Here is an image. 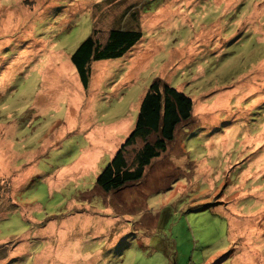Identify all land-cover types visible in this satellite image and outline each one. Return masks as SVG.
I'll list each match as a JSON object with an SVG mask.
<instances>
[{"label": "rangeland", "instance_id": "1", "mask_svg": "<svg viewBox=\"0 0 264 264\" xmlns=\"http://www.w3.org/2000/svg\"><path fill=\"white\" fill-rule=\"evenodd\" d=\"M260 23L264 0H0V264H264ZM127 25L84 87L71 53ZM154 80L192 116L105 191Z\"/></svg>", "mask_w": 264, "mask_h": 264}, {"label": "trees", "instance_id": "2", "mask_svg": "<svg viewBox=\"0 0 264 264\" xmlns=\"http://www.w3.org/2000/svg\"><path fill=\"white\" fill-rule=\"evenodd\" d=\"M140 36V30L127 25L110 28L104 40L95 33L84 38L69 57L82 85H88L92 61L122 55ZM257 63L259 65L255 68L262 72L264 61ZM193 105L194 100L187 93L154 80L141 98L133 129L96 177L97 184L109 191L128 180L141 177L145 165L164 150L167 141L173 138L177 125L192 116ZM138 138L143 143L135 147L133 157L129 160L127 147L134 145Z\"/></svg>", "mask_w": 264, "mask_h": 264}]
</instances>
